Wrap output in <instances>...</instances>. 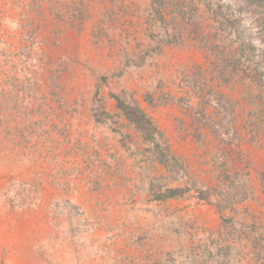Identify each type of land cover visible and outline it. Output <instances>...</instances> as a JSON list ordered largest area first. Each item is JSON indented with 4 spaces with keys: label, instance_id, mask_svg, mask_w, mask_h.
Listing matches in <instances>:
<instances>
[{
    "label": "rangeland",
    "instance_id": "rangeland-1",
    "mask_svg": "<svg viewBox=\"0 0 264 264\" xmlns=\"http://www.w3.org/2000/svg\"><path fill=\"white\" fill-rule=\"evenodd\" d=\"M263 17L0 0V264H264Z\"/></svg>",
    "mask_w": 264,
    "mask_h": 264
},
{
    "label": "trees",
    "instance_id": "trees-1",
    "mask_svg": "<svg viewBox=\"0 0 264 264\" xmlns=\"http://www.w3.org/2000/svg\"><path fill=\"white\" fill-rule=\"evenodd\" d=\"M245 2L251 5L259 6H262L264 4V0H245ZM117 106L124 113L127 119L133 122L141 131L146 132L147 138H149L152 142H157V140L154 138L156 137L155 134L158 133L156 127L151 123L149 118H147L146 114L143 112V110H141L139 106H129L122 100L117 101ZM180 191L181 190L178 189H170L163 197L175 196Z\"/></svg>",
    "mask_w": 264,
    "mask_h": 264
},
{
    "label": "bare ground",
    "instance_id": "bare-ground-1",
    "mask_svg": "<svg viewBox=\"0 0 264 264\" xmlns=\"http://www.w3.org/2000/svg\"><path fill=\"white\" fill-rule=\"evenodd\" d=\"M28 258V257H27ZM23 264V263H22Z\"/></svg>",
    "mask_w": 264,
    "mask_h": 264
}]
</instances>
